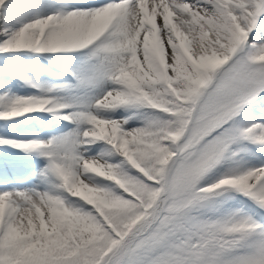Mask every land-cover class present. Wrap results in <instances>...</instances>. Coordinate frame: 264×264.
Listing matches in <instances>:
<instances>
[{
    "label": "snow or ice",
    "instance_id": "6c2138e0",
    "mask_svg": "<svg viewBox=\"0 0 264 264\" xmlns=\"http://www.w3.org/2000/svg\"><path fill=\"white\" fill-rule=\"evenodd\" d=\"M264 0H0V146L46 159L0 191V264H264ZM62 60L65 63H57ZM30 119V118H29ZM19 161L0 157V169Z\"/></svg>",
    "mask_w": 264,
    "mask_h": 264
},
{
    "label": "rangeland",
    "instance_id": "374dc122",
    "mask_svg": "<svg viewBox=\"0 0 264 264\" xmlns=\"http://www.w3.org/2000/svg\"><path fill=\"white\" fill-rule=\"evenodd\" d=\"M87 4V3H86ZM264 20V18H262ZM62 63L64 61L57 60ZM0 63L10 64L12 67L33 73L38 75L41 79L49 80L51 82H61L63 80H70L65 72L61 68H55L51 62L46 59H30L23 57L17 60H3L0 59ZM0 82L10 84L14 91H18L21 94H27L34 92V89H29L22 86L21 82L15 78L7 75L0 74ZM30 118V119H29ZM21 121L27 120L26 123L20 125H12L5 128L4 122H0V134L4 135H16L19 131H23L30 135L40 134L42 137H47L51 134L58 133L71 127L67 121L59 120L48 112H33L28 113L25 117L19 118ZM0 150L8 151L11 155H1L0 157H11L19 161L18 166L10 170L5 178L1 179L3 172H0V191L11 189H31L38 188L44 190L46 188L45 182L39 175L40 169L46 164V159L41 160V156L37 153H24L10 146H0ZM37 165L35 167L34 175L29 180L23 178V172L28 170L29 167Z\"/></svg>",
    "mask_w": 264,
    "mask_h": 264
},
{
    "label": "bare ground",
    "instance_id": "6f19581e",
    "mask_svg": "<svg viewBox=\"0 0 264 264\" xmlns=\"http://www.w3.org/2000/svg\"><path fill=\"white\" fill-rule=\"evenodd\" d=\"M74 2L77 4H86L93 2V0H74Z\"/></svg>",
    "mask_w": 264,
    "mask_h": 264
}]
</instances>
